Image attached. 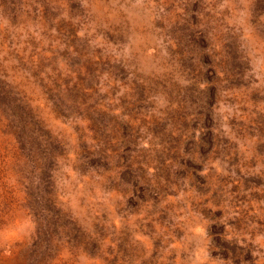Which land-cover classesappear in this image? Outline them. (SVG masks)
I'll list each match as a JSON object with an SVG mask.
<instances>
[{"label": "rangeland", "instance_id": "obj_1", "mask_svg": "<svg viewBox=\"0 0 264 264\" xmlns=\"http://www.w3.org/2000/svg\"><path fill=\"white\" fill-rule=\"evenodd\" d=\"M0 264H264V0H0Z\"/></svg>", "mask_w": 264, "mask_h": 264}]
</instances>
